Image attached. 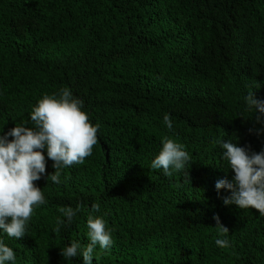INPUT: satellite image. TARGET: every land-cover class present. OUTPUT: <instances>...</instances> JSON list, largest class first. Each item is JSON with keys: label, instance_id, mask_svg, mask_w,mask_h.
I'll list each match as a JSON object with an SVG mask.
<instances>
[{"label": "trees", "instance_id": "16d2710c", "mask_svg": "<svg viewBox=\"0 0 264 264\" xmlns=\"http://www.w3.org/2000/svg\"><path fill=\"white\" fill-rule=\"evenodd\" d=\"M63 88L99 124L97 144L83 164L61 169L58 184L44 150L34 183L46 203L23 238L0 229L15 264H83L61 250L89 243V215L113 239L96 245L92 264H264V216L225 206L230 193L215 188L234 176L222 142L264 149V114L245 101L250 92L264 101V0H0V136L34 128L38 102ZM164 138L191 157L171 176L151 167ZM78 203L68 225L59 209Z\"/></svg>", "mask_w": 264, "mask_h": 264}, {"label": "clouds", "instance_id": "9594fccd", "mask_svg": "<svg viewBox=\"0 0 264 264\" xmlns=\"http://www.w3.org/2000/svg\"><path fill=\"white\" fill-rule=\"evenodd\" d=\"M245 101L248 109L264 114V101L257 100L252 92L245 97ZM82 107L83 101L74 98L68 88L51 96L46 94L31 113L34 128L16 126L0 136V229L8 237L17 240L23 238L26 223L32 218L35 207L46 203L43 192L34 183L42 178L46 170L44 150L47 158L53 161L55 172L49 177L56 184L60 183L61 169L83 164L85 158L92 155L100 126H93L89 122V116L82 111ZM163 120L171 130L173 125L170 116L165 114ZM256 120L260 122V117L257 116ZM256 134L259 135L260 131L257 130ZM9 137L13 139L9 141ZM162 145V150L152 161V169H163L166 176L182 171L191 160L184 145L170 138H164ZM221 147L234 176L228 179L226 174V178L216 182L218 197L221 190H226L230 195L222 197L225 206L252 208L264 216V149L258 153L249 152L246 147H239L231 140L222 142ZM83 209L84 205L78 203L75 209L61 207L59 211L70 225ZM99 210V204L91 205L92 212ZM213 219L221 234L229 232L221 224L218 215H214ZM56 223L54 230L59 232L65 221L58 217ZM87 226L89 243L82 247L79 242L72 241L70 246L61 250L64 259L74 258L79 252L83 264H92L97 244L101 249H109L113 244L111 232L106 230L103 218L89 215ZM215 244L220 248L230 246L226 238H217ZM15 260L14 251L0 242V264H15Z\"/></svg>", "mask_w": 264, "mask_h": 264}]
</instances>
